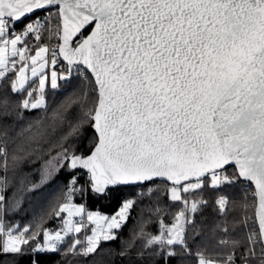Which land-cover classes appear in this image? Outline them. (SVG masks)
<instances>
[{"label": "snow or ice", "instance_id": "6c2138e0", "mask_svg": "<svg viewBox=\"0 0 264 264\" xmlns=\"http://www.w3.org/2000/svg\"><path fill=\"white\" fill-rule=\"evenodd\" d=\"M40 32L55 36L59 46L51 51L41 46L30 57L31 75L62 57L66 67L51 70L50 86L57 87L58 75L68 81L76 73L95 93L92 101L78 98L80 115L68 133L83 137L88 149L85 129L91 128L90 149L64 148L46 162L44 178L60 168L70 173L67 202L57 211L58 217L66 213V232L80 233L84 226L83 219L72 221L85 216L82 205L70 203L74 194L120 199L124 186L163 183L169 201L181 207L174 224L146 246L161 253L165 264H179L178 250L196 264H264V0H0V78L19 74L14 93L24 88L29 70L28 63L17 64L28 59L29 41L39 40ZM48 79L47 73L39 79L41 91ZM40 103L24 99L21 107L36 109ZM10 120L9 111H0V138H6L0 144V215L10 186L7 140L17 139L9 136ZM48 132L42 126L20 132L12 166L39 148ZM229 165L236 168L233 176L226 175ZM238 182L252 185L239 219H229L227 197L217 201V246L227 251L215 259L194 254L187 233L207 202L190 197L199 196L206 183L220 188ZM132 205L131 199L122 201L125 211ZM86 219L100 230L83 252L98 254L101 239L115 240L111 230L120 223L111 218L101 227L108 218L91 213ZM237 224L242 239L233 236ZM40 235L27 227L14 234L0 219V264H44L63 250L57 244L64 241L61 231L44 233L47 242ZM79 244L73 240L76 253Z\"/></svg>", "mask_w": 264, "mask_h": 264}, {"label": "trees", "instance_id": "16d2710c", "mask_svg": "<svg viewBox=\"0 0 264 264\" xmlns=\"http://www.w3.org/2000/svg\"><path fill=\"white\" fill-rule=\"evenodd\" d=\"M46 42V32L41 34L39 40H30L31 52H26V56L34 55L41 46L46 45ZM20 64L18 63L17 67ZM50 71L48 66L45 72L49 74ZM16 76L17 73L7 72L4 78H0V111L7 110L11 113L12 120L6 121V123H12L13 130L9 132V136L17 137L15 141L7 140V150L10 154V186L4 193L8 197V205L0 215V219L5 227L12 229L14 234L27 227L29 231L34 230L42 234L39 238L45 240L44 233L58 229L61 225L63 213H60L58 217L57 211L67 202L70 177L67 170L60 168L44 178L45 171L49 167L46 162L62 152L64 148H67L69 152L79 150L85 153L90 149L94 143L91 128L85 129L88 149L83 147V137L77 139L68 133L70 126L80 115L78 98L86 95L88 100L92 101L95 93L92 92L93 86L89 80L77 74L70 77L68 81L58 76V85L55 89L51 88L50 81H46L42 91L39 88L40 77H36L30 80L20 92L14 93L11 89L13 83H16ZM28 92H31V96L27 95ZM5 99L7 103H4ZM24 99H28L29 103L42 99V103L36 109H24L21 107ZM55 112L63 113L65 118L57 121L53 115ZM53 125H55L54 132L51 131ZM41 126L49 129L48 135L39 148L25 153V159L13 167L11 153L16 144L23 139L19 133L30 127L35 129ZM5 139L0 138V144L5 143ZM55 164L56 162L53 161L51 167H55ZM235 172L236 168L230 167L226 175L233 176ZM79 175L83 177L84 172H80ZM124 189L120 199L110 197L105 200H96L87 193L83 197L77 193L70 201L72 204L82 205L87 211L113 215L121 209L123 200L131 199L133 205L128 210L125 222L118 229L112 230L113 235L117 237L115 240L110 242L101 240L99 249L102 251H98V254L84 256L79 252L76 253L72 250L74 239H80L77 248L81 249L88 245L90 226L84 225L80 233H68L63 243L59 244L63 250L57 255L46 258L44 264H165L161 253L154 251L153 246H146V241L164 227L173 225L181 206L169 201L165 195L168 186L163 183L124 187ZM251 189L252 185L247 182H238L220 188L210 187L206 183L202 190H198L199 196L190 197L207 202L198 214H194L195 228H190L187 233L188 245L194 254L203 252L207 256L217 258L219 254L227 251L217 246L220 233L215 225L221 222L217 201L221 196L227 197L231 206L229 219L231 220L232 217L239 219L244 212L243 206L251 196ZM233 236L243 238L244 233L239 224L236 225ZM177 255L179 264H196V259L185 256L182 250H178ZM171 264H177V261H172Z\"/></svg>", "mask_w": 264, "mask_h": 264}, {"label": "rangeland", "instance_id": "374dc122", "mask_svg": "<svg viewBox=\"0 0 264 264\" xmlns=\"http://www.w3.org/2000/svg\"><path fill=\"white\" fill-rule=\"evenodd\" d=\"M39 50V49H38ZM37 50V51H38ZM25 56H26V52H25ZM32 56V55H31ZM30 55L28 56H26V57H28V59L26 60V61H23V62H18V63H28L29 64V70L28 71H26V73H25V76H26V79H25V83H24V87L28 84V82L30 81V80H32V79H34V78H36V77H40L41 78V76H42V73L41 72H39V67H38V65H39V61H38V65H37V67H38V75L36 76V77H33L32 75H31V65H30V57H31ZM47 65H45V68H44V73H46L45 71H46V69H47ZM51 72V71H50ZM6 75V74H5ZM48 76H49V79L47 80V81H50V79H51V76H50V73L48 74ZM58 77V76H57ZM19 79H20V77H19V74L17 73V76H16V86L17 87H19ZM46 83V82H45ZM57 85H58V78H57ZM52 88V87H51ZM41 100L42 99H39L37 102H41ZM75 205H77V204H75ZM128 210H129V208L125 211L124 209H123V207H121V209L117 212V213H115V214H113V215H106V214H100V213H98V212H92V211H87V210H85V208H84V211H85V216L84 217H79V216H74V217H72V221H73V224L75 225L76 224V221H79V220H84V225H86L87 227L88 226H90V233H89V235H88V237H87V243H88V245H89V237L90 236H94V235H96L98 232H99V228H97L94 224H93V222L91 221V220H87L86 219V216H87V214L88 213H91L94 217H107L108 218V220H101L100 221V225H101V227H103L106 223H110L111 222V218H116L118 221H119V223H120V226L125 222V220H126V218H127V215H128ZM121 211H124V218L123 219H121L120 218V212ZM66 219H67V217H66V213H63V215L61 216V220H60V227L58 228V229H55V230H52V231H47L46 233H47V235H50V234H52V233H54L55 231H61V234L64 236V238H65V236L68 234V233H70V232H66V227H67V225H66V223H65V221H66ZM76 226H79V225H76ZM113 230V229H112ZM112 230H111V233H112ZM105 231H107V229H105ZM72 232H74V230L72 231ZM113 234V233H112ZM47 235L45 236V242H47ZM102 240V239H101ZM57 244H58V246H59V244H61L60 242H57ZM87 245V246H88ZM210 257V256H209Z\"/></svg>", "mask_w": 264, "mask_h": 264}, {"label": "built area", "instance_id": "2783aa9c", "mask_svg": "<svg viewBox=\"0 0 264 264\" xmlns=\"http://www.w3.org/2000/svg\"><path fill=\"white\" fill-rule=\"evenodd\" d=\"M17 31H20V28L19 27H18ZM42 33L43 32L38 33L40 35V37H41V34ZM46 39H47V42H46V45L45 46H47L50 49V51L52 49L57 48L59 46L58 39L55 36L50 35L48 32H46ZM49 55H50V53H49ZM64 65L65 64L62 62L61 58H57L55 65L48 64L50 70H57L58 72H63L64 71ZM75 74L76 73H73L72 76H75ZM83 248H85V247H83ZM83 248H81V251L79 253L81 255H84V256L90 255V253L89 254H85L83 252ZM210 258L215 259L214 257H210Z\"/></svg>", "mask_w": 264, "mask_h": 264}, {"label": "water", "instance_id": "95a60500", "mask_svg": "<svg viewBox=\"0 0 264 264\" xmlns=\"http://www.w3.org/2000/svg\"><path fill=\"white\" fill-rule=\"evenodd\" d=\"M60 58L62 60V57H60ZM62 62L66 65L65 61L62 60ZM230 167H235V166H233V165L226 166L227 169L230 168ZM135 186H141V185H129V186H124V187H135Z\"/></svg>", "mask_w": 264, "mask_h": 264}]
</instances>
